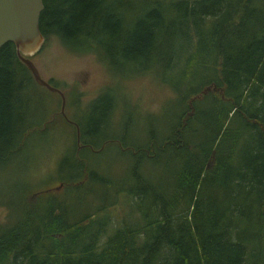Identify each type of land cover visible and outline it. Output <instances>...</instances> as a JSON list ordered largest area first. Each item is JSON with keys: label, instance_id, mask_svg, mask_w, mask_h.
<instances>
[{"label": "trees", "instance_id": "1", "mask_svg": "<svg viewBox=\"0 0 264 264\" xmlns=\"http://www.w3.org/2000/svg\"><path fill=\"white\" fill-rule=\"evenodd\" d=\"M43 4L42 46L55 36L71 53L95 54L109 71L156 64L180 110L160 136L151 124L141 145L127 141L125 119L122 135L101 145L96 137L111 126L116 94L105 88L92 98L81 118H72L83 147L77 143L74 156L65 155L59 168L72 173L64 184L112 186L109 205L126 193L140 221L123 218L106 233L107 204H91L74 216L54 190L44 200L24 197L16 220L0 222V264H264V0ZM44 91L58 96L59 109L60 95L35 80L15 45H1L0 162L19 154L30 132L53 119L55 105L31 106L30 95L44 99ZM198 97L205 101L197 104ZM38 110L46 112L39 120ZM111 142L133 154L129 182L83 158L84 149L95 152L100 145L98 152ZM148 159L162 162L169 176L163 187L142 179L139 167ZM79 199L84 203L83 195Z\"/></svg>", "mask_w": 264, "mask_h": 264}, {"label": "rangeland", "instance_id": "2", "mask_svg": "<svg viewBox=\"0 0 264 264\" xmlns=\"http://www.w3.org/2000/svg\"><path fill=\"white\" fill-rule=\"evenodd\" d=\"M139 1L145 2L146 0H132V4ZM32 59L44 78L58 81L60 86L66 89L65 112L70 119L81 118L80 115L85 112L90 100L103 89L110 88V91L116 94L115 105L109 115L111 118L109 123L107 121L108 126H111L96 137V143H101V145L104 139H109L107 137L116 138L122 135L124 119L126 122L130 120L126 132L127 141L141 145L142 142L147 141L151 124L156 134L159 133L161 127L166 131L171 125L168 123L174 120L175 112L178 113L180 110H177V106L170 101L176 96L175 90L165 84L160 75V68L156 64L147 68L119 66L110 68V72L107 65L95 54L71 53L55 36H51L46 45L32 56ZM42 95L45 100L38 93L31 94V106L37 110L47 108V103L55 105L53 119L47 126L42 127L41 125V128L30 132L25 141L26 146L19 154L13 155L7 162H0V222H14L20 213L23 198L35 201L44 200L46 190H54L53 195L62 199L63 203L67 201L71 204L70 210L74 216L77 215L78 209L89 207L91 204L92 206L107 204L109 210L106 214L109 215V223L106 233L120 226L123 218L131 222L137 219L136 221L139 222L138 211L134 210V204L128 199L126 193L119 194L116 202L109 205V202L114 201L115 195V189L112 186L105 188L102 185L99 186L98 182L97 184L89 182L87 185H80L76 188L79 183L70 187L64 184L67 181L63 180L67 179L64 176L71 175L72 171L70 169L61 170L59 167L65 155L74 156L77 146L75 125L56 112L59 110L57 107L60 101L57 95L46 91ZM203 101H205L204 98H196L197 104ZM149 113L151 116L148 115ZM45 115V110H38L34 117L39 120ZM162 133H164L163 130L159 136ZM104 145L102 147L104 149L98 152L96 149L100 145L94 147L95 152H92V149H84L83 158L91 167H95L109 177L120 182L131 181L132 152L125 149L120 150L116 142H111L106 147ZM81 147L83 146L80 145ZM139 169L142 179L150 177L161 187H163L164 179L169 178L163 172V164L159 160L143 161ZM88 188H92V191H87ZM108 191L107 196L105 192ZM81 195L84 196V203L80 202L79 196ZM147 202L148 200H143L144 204ZM141 237H144V234Z\"/></svg>", "mask_w": 264, "mask_h": 264}, {"label": "water", "instance_id": "3", "mask_svg": "<svg viewBox=\"0 0 264 264\" xmlns=\"http://www.w3.org/2000/svg\"><path fill=\"white\" fill-rule=\"evenodd\" d=\"M43 0H0V46L11 41L19 59L31 70L35 80L47 89L57 92L61 97L59 112L76 127V140L80 143V128L65 112L64 91L44 78L31 56L38 52L45 40L39 27ZM208 88L203 89V92ZM80 146V145H79Z\"/></svg>", "mask_w": 264, "mask_h": 264}, {"label": "flooded vegetation", "instance_id": "4", "mask_svg": "<svg viewBox=\"0 0 264 264\" xmlns=\"http://www.w3.org/2000/svg\"><path fill=\"white\" fill-rule=\"evenodd\" d=\"M74 124V123H73ZM79 145H81V143H79ZM47 191V190H46Z\"/></svg>", "mask_w": 264, "mask_h": 264}]
</instances>
